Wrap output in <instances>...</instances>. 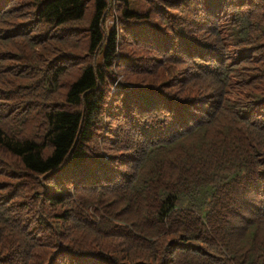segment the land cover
<instances>
[{"label": "trees", "instance_id": "trees-1", "mask_svg": "<svg viewBox=\"0 0 264 264\" xmlns=\"http://www.w3.org/2000/svg\"><path fill=\"white\" fill-rule=\"evenodd\" d=\"M142 1L0 0V264H264V0Z\"/></svg>", "mask_w": 264, "mask_h": 264}, {"label": "rangeland", "instance_id": "rangeland-1", "mask_svg": "<svg viewBox=\"0 0 264 264\" xmlns=\"http://www.w3.org/2000/svg\"><path fill=\"white\" fill-rule=\"evenodd\" d=\"M129 8L133 11H144L147 9V5L142 0H129ZM110 20H107L105 25H109Z\"/></svg>", "mask_w": 264, "mask_h": 264}]
</instances>
